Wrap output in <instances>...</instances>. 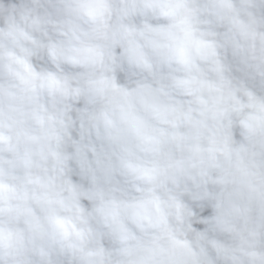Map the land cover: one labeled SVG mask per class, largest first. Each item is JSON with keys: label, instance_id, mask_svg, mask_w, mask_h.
<instances>
[{"label": "clouds", "instance_id": "obj_1", "mask_svg": "<svg viewBox=\"0 0 264 264\" xmlns=\"http://www.w3.org/2000/svg\"><path fill=\"white\" fill-rule=\"evenodd\" d=\"M0 264H264V0H0Z\"/></svg>", "mask_w": 264, "mask_h": 264}]
</instances>
